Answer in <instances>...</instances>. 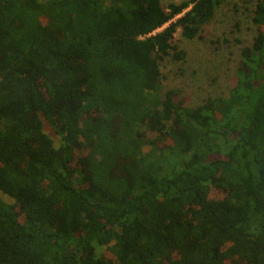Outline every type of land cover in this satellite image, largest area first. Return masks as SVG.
Returning <instances> with one entry per match:
<instances>
[{
  "label": "trees",
  "instance_id": "trees-1",
  "mask_svg": "<svg viewBox=\"0 0 264 264\" xmlns=\"http://www.w3.org/2000/svg\"><path fill=\"white\" fill-rule=\"evenodd\" d=\"M220 2L0 0V264H264V0L228 96L162 92Z\"/></svg>",
  "mask_w": 264,
  "mask_h": 264
},
{
  "label": "rangeland",
  "instance_id": "rangeland-1",
  "mask_svg": "<svg viewBox=\"0 0 264 264\" xmlns=\"http://www.w3.org/2000/svg\"><path fill=\"white\" fill-rule=\"evenodd\" d=\"M180 1L161 0L164 6ZM256 2L221 0L213 18L194 38L182 36L178 28L174 41L186 54L184 59L168 56L161 64L162 92L180 89L189 107L202 103L207 97L228 96L237 81L241 48L252 43L258 30L252 21ZM43 124L57 143L58 136L46 122Z\"/></svg>",
  "mask_w": 264,
  "mask_h": 264
}]
</instances>
